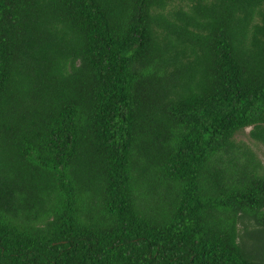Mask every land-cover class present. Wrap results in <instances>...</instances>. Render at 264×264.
<instances>
[{
    "label": "trees",
    "instance_id": "obj_1",
    "mask_svg": "<svg viewBox=\"0 0 264 264\" xmlns=\"http://www.w3.org/2000/svg\"><path fill=\"white\" fill-rule=\"evenodd\" d=\"M244 128L264 0H0V264H264Z\"/></svg>",
    "mask_w": 264,
    "mask_h": 264
},
{
    "label": "rangeland",
    "instance_id": "obj_2",
    "mask_svg": "<svg viewBox=\"0 0 264 264\" xmlns=\"http://www.w3.org/2000/svg\"><path fill=\"white\" fill-rule=\"evenodd\" d=\"M248 129L249 128H244L243 130L236 132L233 135L232 140L240 148L246 149L250 152L254 159L260 164L261 168L264 169V148L261 144L248 137ZM237 229L238 233L241 234L243 229L240 224L237 225Z\"/></svg>",
    "mask_w": 264,
    "mask_h": 264
}]
</instances>
